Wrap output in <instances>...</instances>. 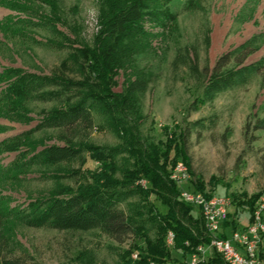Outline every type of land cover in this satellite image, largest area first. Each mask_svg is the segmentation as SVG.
Segmentation results:
<instances>
[{
	"label": "rangeland",
	"instance_id": "obj_1",
	"mask_svg": "<svg viewBox=\"0 0 264 264\" xmlns=\"http://www.w3.org/2000/svg\"><path fill=\"white\" fill-rule=\"evenodd\" d=\"M168 5L176 20L165 32L147 25L152 50L137 57L144 76L128 94L122 72L107 91L46 80L61 74L85 82L73 48L93 45L108 12L103 0H0V264H153L146 250L162 234L171 258L191 264L195 254L185 257L173 233L160 228L174 214L205 235L200 206L186 202L185 191L229 199L221 236L245 231L258 210L264 222V129L254 132V142L245 138L248 121L260 118L264 125V0ZM226 53L231 62L214 73ZM22 76L27 86L14 110L5 96ZM90 94L97 105L73 132L44 122ZM44 150L49 156L39 155ZM145 157L163 164L158 185L142 172ZM103 170L130 218L147 219L144 236L119 243L101 223L88 229L32 225L45 208L32 202L65 197ZM210 244L197 248L196 264L219 255ZM202 247L206 252L198 251Z\"/></svg>",
	"mask_w": 264,
	"mask_h": 264
},
{
	"label": "trees",
	"instance_id": "obj_2",
	"mask_svg": "<svg viewBox=\"0 0 264 264\" xmlns=\"http://www.w3.org/2000/svg\"><path fill=\"white\" fill-rule=\"evenodd\" d=\"M170 1L103 0L108 12L104 16L101 15V28L93 40V45H85L80 49L73 48L77 54L75 57L83 60V62L75 64V67L83 75L82 79L85 82L64 78L61 74L47 77L46 80L54 86L85 87L87 89L96 87L107 91L109 88L118 85L115 77L122 72L124 89L128 94L136 92V85L144 76L137 57L152 50V31L147 28V25L153 24L155 28L162 30V32L171 28L176 20V13L168 5ZM230 62V54H223L218 58L212 71L219 73ZM21 78L10 83L5 96L7 99L14 101L10 104L11 109L14 110L18 107L16 101L23 98L24 88L27 86V82L23 81L25 77L22 76ZM87 99H90V101H87ZM96 105L93 94H90L86 99L56 110L44 122H58V126H63L67 131L73 132L80 122L89 119L87 118L88 111ZM253 115L257 117L256 113ZM261 129H264V125H262L260 118L254 125L248 121L245 126V138L250 142H254L258 139L254 132ZM95 149L93 146L89 147L90 151ZM262 153L264 167V147ZM41 154L49 156V152L46 150L39 155ZM142 166V172L150 178L149 181L153 185H158L161 180L157 176V168L159 166L163 167V164L160 165L154 158L145 157L142 160ZM91 176L92 183L86 182L81 188L70 192L65 197L52 196L45 200L32 202V208H36L35 206L38 205L40 206L39 209H42L45 206L42 212L30 220L32 225L41 226L49 223L60 229H88L95 222L101 223L107 235L119 243H124L136 236H144L147 219L133 220L130 218L124 208L122 194L110 186L113 184L110 176L104 170L91 174ZM165 186L170 192H175L174 187H170L169 184ZM244 203L245 201L239 200L238 205ZM253 214L252 211L250 219H252ZM161 225L160 228L165 234L168 232L173 233L175 248H180L185 257L189 258L193 253H198L197 248H200V245H206L210 242L205 227V235L199 234L200 232H193L192 228L177 220L174 214L169 215L167 221ZM225 225H228V223L226 222ZM163 235L158 236L148 244L146 254L153 259V264H178L179 260L171 258V254L165 246L166 242ZM263 255L264 253H261V257ZM163 258L164 260H162ZM198 264H225V262L221 256L217 255L209 258L206 262L199 261Z\"/></svg>",
	"mask_w": 264,
	"mask_h": 264
},
{
	"label": "built area",
	"instance_id": "obj_3",
	"mask_svg": "<svg viewBox=\"0 0 264 264\" xmlns=\"http://www.w3.org/2000/svg\"><path fill=\"white\" fill-rule=\"evenodd\" d=\"M181 196L188 203L200 202V209L210 233V246L223 258L226 264H264L260 257L264 232V222L260 210L256 211L255 222L245 231L235 232L231 238H227L220 235L222 223L230 205L227 197L218 195L202 197L199 191H185ZM198 251L206 252L204 248L198 249ZM190 263H197V254L192 256Z\"/></svg>",
	"mask_w": 264,
	"mask_h": 264
},
{
	"label": "bare ground",
	"instance_id": "obj_4",
	"mask_svg": "<svg viewBox=\"0 0 264 264\" xmlns=\"http://www.w3.org/2000/svg\"><path fill=\"white\" fill-rule=\"evenodd\" d=\"M200 196L206 197V196L202 195L201 193H200ZM190 203L200 206V202H190Z\"/></svg>",
	"mask_w": 264,
	"mask_h": 264
}]
</instances>
